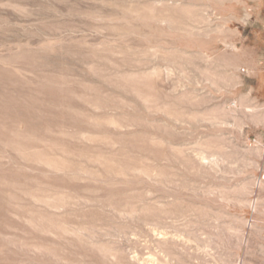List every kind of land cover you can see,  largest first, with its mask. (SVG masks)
Wrapping results in <instances>:
<instances>
[{
	"label": "rangeland",
	"instance_id": "374dc122",
	"mask_svg": "<svg viewBox=\"0 0 264 264\" xmlns=\"http://www.w3.org/2000/svg\"><path fill=\"white\" fill-rule=\"evenodd\" d=\"M0 264H264V0H0Z\"/></svg>",
	"mask_w": 264,
	"mask_h": 264
}]
</instances>
